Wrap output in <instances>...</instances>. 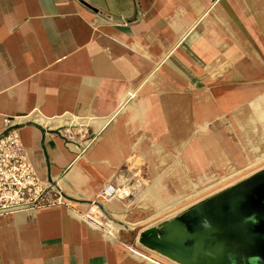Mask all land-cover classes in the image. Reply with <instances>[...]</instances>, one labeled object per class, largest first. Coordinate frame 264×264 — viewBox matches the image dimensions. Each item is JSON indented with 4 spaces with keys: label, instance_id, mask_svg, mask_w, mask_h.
Listing matches in <instances>:
<instances>
[{
    "label": "crops",
    "instance_id": "crops-1",
    "mask_svg": "<svg viewBox=\"0 0 264 264\" xmlns=\"http://www.w3.org/2000/svg\"><path fill=\"white\" fill-rule=\"evenodd\" d=\"M5 117L40 179L58 181L72 207L0 217V264L258 256L233 249L224 213L205 204L241 182L163 215L166 186L144 188L133 166L181 160V182L206 184L229 163L260 162L264 0H0V130ZM73 118L97 134L83 154L58 134ZM108 185L132 196L102 203L107 221L95 224L83 214Z\"/></svg>",
    "mask_w": 264,
    "mask_h": 264
},
{
    "label": "built area",
    "instance_id": "built-area-1",
    "mask_svg": "<svg viewBox=\"0 0 264 264\" xmlns=\"http://www.w3.org/2000/svg\"><path fill=\"white\" fill-rule=\"evenodd\" d=\"M58 134L80 154L85 153L97 139V134L90 130V123L78 118H73L58 129ZM130 195L127 188L108 185L90 202L83 217L95 224H102L107 221L102 203ZM62 206L72 207V200L58 181L40 179L18 129L10 118H3V128L0 130V217Z\"/></svg>",
    "mask_w": 264,
    "mask_h": 264
},
{
    "label": "rangeland",
    "instance_id": "rangeland-1",
    "mask_svg": "<svg viewBox=\"0 0 264 264\" xmlns=\"http://www.w3.org/2000/svg\"><path fill=\"white\" fill-rule=\"evenodd\" d=\"M223 130L232 133L233 137L236 139L234 134L236 130ZM236 141L237 143L239 142L238 137ZM261 153L259 156V163H255L258 158H252L240 167L229 163L226 165L225 170L222 172L220 171L218 177L214 176V179L206 184H199L198 177L186 176L184 174V180L181 182L175 174L177 170L183 172L182 167L184 166V163L181 160H167L162 161L161 164L159 161L149 162L137 160L134 162L135 166L133 167L134 169H137L135 171L138 174L136 179H139L140 183H143L144 188L159 190L162 185L166 186L164 187V190L167 189L170 198H172H169L170 200L166 199V195L163 194L164 199L170 206L166 211L164 210L163 215H166L179 212L193 204L202 203L209 197L219 194L239 182L255 178L256 175L264 172V159H261L263 158L264 151ZM231 161L233 160L229 159L227 160V163ZM127 183H129V181L126 182V184ZM129 190L128 191L131 192L132 196V190Z\"/></svg>",
    "mask_w": 264,
    "mask_h": 264
},
{
    "label": "flooded vegetation",
    "instance_id": "flooded-vegetation-1",
    "mask_svg": "<svg viewBox=\"0 0 264 264\" xmlns=\"http://www.w3.org/2000/svg\"><path fill=\"white\" fill-rule=\"evenodd\" d=\"M205 204H214L209 215H225L227 225L224 232L235 233L233 249L242 247L258 256L243 258L242 264H264V173L239 183L232 190L215 197ZM237 264V262H234Z\"/></svg>",
    "mask_w": 264,
    "mask_h": 264
},
{
    "label": "water",
    "instance_id": "water-1",
    "mask_svg": "<svg viewBox=\"0 0 264 264\" xmlns=\"http://www.w3.org/2000/svg\"><path fill=\"white\" fill-rule=\"evenodd\" d=\"M262 173H264V172H262ZM261 173V174H262ZM261 174H258V175H256L255 177H257V176H259V175H261ZM141 242H145L146 241V234H144L143 236H141Z\"/></svg>",
    "mask_w": 264,
    "mask_h": 264
},
{
    "label": "bare ground",
    "instance_id": "bare-ground-1",
    "mask_svg": "<svg viewBox=\"0 0 264 264\" xmlns=\"http://www.w3.org/2000/svg\"><path fill=\"white\" fill-rule=\"evenodd\" d=\"M249 127V126H248ZM245 130V129H244ZM218 177V176H217ZM103 224V223H102ZM105 224V223H104ZM111 224V223H110ZM112 225V224H111Z\"/></svg>",
    "mask_w": 264,
    "mask_h": 264
}]
</instances>
